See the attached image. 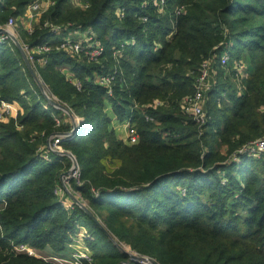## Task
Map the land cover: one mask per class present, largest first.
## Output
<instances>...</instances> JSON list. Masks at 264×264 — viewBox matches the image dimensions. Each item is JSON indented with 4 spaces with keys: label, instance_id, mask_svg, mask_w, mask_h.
I'll return each mask as SVG.
<instances>
[{
    "label": "trees",
    "instance_id": "obj_1",
    "mask_svg": "<svg viewBox=\"0 0 264 264\" xmlns=\"http://www.w3.org/2000/svg\"><path fill=\"white\" fill-rule=\"evenodd\" d=\"M89 2L82 10L56 0L41 21L94 31L105 48L101 62L52 52L44 67L36 64L52 95L83 119L60 144L80 167L73 190L118 243L158 264H264V158L228 159L264 135V0H168L163 12L154 0ZM27 4L5 0L0 25L23 16ZM21 38L30 46L61 39L46 29ZM226 50L232 63L249 61L245 89L216 84L200 127L177 101L195 93L203 61ZM115 71L109 95L96 77ZM0 95L23 109L0 123V264H54L14 248L65 253L83 228L93 237L85 240L93 255L83 264L128 261L84 210L57 195L68 159L45 158L40 148L72 124L58 118L62 111L45 99L12 41L0 44ZM156 100L170 106L134 109ZM106 103L121 123L131 122L137 144L109 130Z\"/></svg>",
    "mask_w": 264,
    "mask_h": 264
},
{
    "label": "built area",
    "instance_id": "obj_2",
    "mask_svg": "<svg viewBox=\"0 0 264 264\" xmlns=\"http://www.w3.org/2000/svg\"><path fill=\"white\" fill-rule=\"evenodd\" d=\"M168 0H154V5L158 8L160 12H163V8L165 3ZM5 0H0V5L4 4ZM72 4L74 7L82 10H86L90 7L89 0H72ZM56 5V0H28V4L26 6L24 17L27 18V21L30 22H38L41 20V17L52 7ZM181 11V10H180ZM117 16L122 19L124 17V11L121 9L117 12ZM22 17V16H21ZM144 21H147V18H143ZM17 20L18 17L11 16L7 22L3 25H0V44H4L8 41H12V38H16L21 43L24 51L27 54V57L33 67L35 68L38 76L39 73L36 69V64L40 65L41 67H44L46 64L47 57L52 52H59L64 53L71 58L82 60L83 58L86 59L89 62L93 63H100L101 58L104 56L105 48L101 41L99 40L97 34L95 32H92V30L88 31H82L81 29L77 28L73 24L69 23L67 25H55L51 23L50 21H45L44 24H42V28L49 31L50 35L52 36H61L62 39L59 41L58 44L53 45L50 41L41 42L39 45L36 46H30L29 43L23 41L20 36L16 32L17 27ZM30 27H27L25 29L26 32H28L29 35L33 34V30H30ZM74 31V33L78 36H70L71 32ZM91 32V33H86ZM86 34L89 35V38L87 41H81L79 39L78 34ZM13 42V41H12ZM121 52L116 51L115 57H120ZM218 63V64H217ZM231 58L228 52H224L221 55L214 54L212 57L206 59L201 64L200 73L196 82V90L193 95L184 97L181 102L179 103V108L182 110V113L189 115L200 127L204 126L207 122V112L205 108V96L207 95L206 91L210 90V87H208V82L213 79L214 77V69L216 65L226 68L229 64H231ZM241 70H246L245 66L241 61H235L234 62V72L238 74L242 79L248 78V74H243ZM70 75V74H69ZM67 76V79L73 83L78 89H80L81 85L77 81L73 75ZM117 76V71L114 73H103L100 75H97L96 80L97 83L105 88L109 95H112L113 91V85L115 77ZM40 78V76H39ZM42 78H40L41 80ZM43 81V80H41ZM44 83V82H43ZM245 89V87H244ZM55 97L54 95H52ZM56 98V97H55ZM164 102L160 100H156L153 102V105L146 106V105H135L134 109L137 111H145L141 109V107H161L164 106ZM147 108V109H148ZM261 111L264 113V107H262ZM19 115V110L14 107L13 103L6 102L2 100L0 95V123H7L11 119H17ZM146 119L149 121H153V118L146 116ZM57 124H61L60 119H56ZM127 126L130 128L129 135L127 137V144L128 145H135L138 143V135L137 133L131 129V122L126 121ZM19 130L23 129V126H18ZM72 137V136H71ZM70 138L69 136H64L62 134H53L50 136V138L47 141V144L40 148V153H42V156L45 158H49V154H58L59 152H64L63 148L61 147V142ZM248 155L255 159H260L262 156H264V135L258 139H255L251 142H248L245 146L240 148V150L236 153H233L231 155L230 161H234L239 159L241 156ZM236 162V161H235ZM80 176V167L73 171L72 176L70 178H65L63 181L60 180V183L62 186H58L56 189V193L59 197L63 198V195L66 193L67 184H69V181L72 177H75V179H79ZM14 250L16 252L20 253H26L29 256L37 257L36 252L28 247V246H18L15 247ZM132 254L139 256L140 259L138 264H151L150 260H153L157 263L156 260L152 259L149 256H143L136 252H133ZM61 257L53 256L50 258H46V261L52 262L54 264H58L57 262L63 261L65 259H59ZM89 260L90 258L87 255H76L73 256L72 261L65 260V263L68 264H83L82 261ZM131 262V259L129 260ZM158 264V263H157Z\"/></svg>",
    "mask_w": 264,
    "mask_h": 264
},
{
    "label": "rangeland",
    "instance_id": "obj_3",
    "mask_svg": "<svg viewBox=\"0 0 264 264\" xmlns=\"http://www.w3.org/2000/svg\"><path fill=\"white\" fill-rule=\"evenodd\" d=\"M71 6L73 7V8H76V7H74L73 6V4H72V0H71ZM36 21H34V22H30V23H28V21H27V18L26 17H24V16H22V17H18V20H17V29H16V32H17V34L20 36V38H21V36H22V34L24 33V31H25V29H24V24L25 25H28V24H30L32 27H31V29L30 30H33V34L35 33V31H37V30H42L43 28H42V21L40 20V21H38V23H36V24H34ZM44 24V23H43ZM57 25H59V24H57ZM44 30V29H43ZM26 32V31H25ZM92 32H94V31H92ZM86 33H91V32H86ZM72 35H74V36H76V37H78L75 33H74V31H72L71 32V34H70V36H72ZM79 35V39L81 40V41H87L88 40V38H89V35H86V34H84V35H82L81 33L80 34H78ZM22 39V38H21ZM27 41L29 40V39H26ZM26 42V41H25ZM226 52H227V50H226ZM238 61H241L242 63H243V65L245 66V69L246 70H241V72L243 73V74H248V77H249V70L250 69H248V68H250V66H249V61L247 60V59H242V60H238ZM237 61V62H238ZM235 62V61H234ZM234 62L233 63H231V64H229L226 68H222V67H220L219 66V68H216L215 67V69H214V77H213V79H211L209 82H208V87H210V90H212V88L216 85V84H218V86H226V87H228V86H231V88L233 89V90H235V92L236 93H242L243 91H244V87L246 86V83H245V81L247 80V78L246 79H242L238 74H236L235 72H234ZM62 70H63V72H64V74L65 75H69V76H71V75H73L71 72H70V69H68V68H62ZM39 73V72H38ZM109 73H111L112 74V72H109ZM39 76H40V78H41V75L39 74ZM73 77H74V75H73ZM42 80V79H41ZM43 83V82H42ZM98 84V83H97ZM43 85H44V87L46 88V90H47V93L51 96V98H53L54 100H58L57 98H55V97H53L52 96V93H51V91L45 86V84L43 83ZM99 85V84H98ZM100 86V85H99ZM210 90H208V91H206V93H207V95L205 96V108H206V110H207V104H208V93L210 92ZM222 98L224 99V100H226L227 101V97H226V94L224 93V95L222 94ZM59 101V100H58ZM60 102V101H59ZM165 104H164V106L162 107V108H164V107H169L170 105H169V103L167 102V101H163ZM181 102V100H178L177 101V104H178V106H179V103ZM61 103V102H60ZM66 106V105H65ZM108 108H109V106H107ZM46 109H48L47 107H45ZM112 108V107H111ZM147 108L148 107H141V109H143V110H147ZM106 111L109 113V110L106 108ZM182 111V110H181ZM146 113V112H145ZM183 114V117L184 118H188L189 117V115H187V114H184V113H182ZM112 115H113V113H112ZM113 116H115V114L113 115ZM64 118V120L66 121V122H69V121H71L70 120V118L67 116V114H65V113H61V115L60 116H58V118ZM109 117V116H108ZM116 117V116H115ZM77 118H79V119H81L80 117H78L77 116ZM117 118V117H116ZM69 120V121H68ZM117 120H118V118H117ZM119 121V120H118ZM148 121V120H147ZM150 122H153V121H151V120H149ZM112 122L113 121H111V124H112ZM124 124H125V126L127 125V123H125V122H123ZM122 123V124H123ZM71 124H72V122H71ZM133 124H135V123H133ZM156 124H158V123H156ZM128 128H129V126H127ZM72 129H73V124H72ZM71 129V130H72ZM128 135H129V133H127ZM116 135H118L119 137H120V135L118 134V133H116ZM70 138H71V136H70ZM120 140V139H119ZM123 141V140H122ZM124 142V141H123ZM127 142V139L125 140V143ZM130 146H132L131 144H130ZM63 151L64 152H70V151H66V150H64L63 149ZM71 153V152H70ZM245 156H248V155H245ZM66 157V156H65ZM242 158L243 157H240L239 159H237L236 160V158H235V160L233 161V162H235L236 161V163H241V161H242ZM261 158H264V156H262ZM260 158V159H261ZM67 159H68V163L67 164H69V169L67 170V171H70L71 169H72V167H73V163H72V160H71V158H69V157H67ZM229 161H230V159H231V156H229ZM67 171H65V172H67ZM64 172V173H65ZM73 179H75V177H72L71 179H70V181H69V184H67V189H68V191H69V193H71L72 195H74L75 197H77L79 200H81L83 203H85L87 206H88V204H87V202L86 201H84L83 199H82V197H81V195H80V193H78V192H76V191H74L73 190V188H72V186H71V181L73 180ZM77 181H78V179H76ZM62 184H64V183H61V185L60 186H62ZM61 197H62V195H61ZM63 201H71V204L72 203H74L73 202V200H71V198H70V196H69V194L67 193V194H65V195H63ZM66 199V200H65ZM66 202H65V204H66ZM66 205H69V203H67ZM83 237H84V239L86 240L87 238L88 239H92L93 237H90L89 235H88V231L86 230V229H81L80 231H79V233H78V237L77 238H75L74 239V241H73V243H77L76 244V246H74L71 250H69L70 252H66L64 255H62L61 256V258H59V259H65V260H68V261H72L73 260V256H76V255H80V254H82V255H87V254H89L90 255V252H92L89 248H88V246H87V244H86V242H85V247L84 248H81V245H82V240H83ZM79 242V243H78ZM73 243H72V245H73ZM122 246H123V248L125 249V251L126 252H128V253H133L134 251H132L131 250V248L129 247V246H127V245H125V244H121ZM69 249V248H68ZM88 251H87V250ZM50 253H51V251H46V252H44V253H37L39 256H41L42 258H48V256L50 255ZM53 257V256H52ZM65 260H63V261H59V262H57L58 264H68V263H65L64 261Z\"/></svg>",
    "mask_w": 264,
    "mask_h": 264
},
{
    "label": "water",
    "instance_id": "obj_4",
    "mask_svg": "<svg viewBox=\"0 0 264 264\" xmlns=\"http://www.w3.org/2000/svg\"><path fill=\"white\" fill-rule=\"evenodd\" d=\"M2 32H0L1 34ZM13 43L18 47V49L21 52V55L23 57V60L25 62V65L28 69V71L30 72L31 76L33 77L35 83L38 85V87L40 88L43 96L45 97V99L48 101V103L55 109L62 111L63 113L67 114V116L70 118L72 124H73V129L68 132V133H59L62 134L64 136H73L77 133V130L80 127V124L83 122V119H79L77 118V116L64 104L60 103L58 100H54L53 98H51V96L47 93L46 88L43 85V81L40 80L35 68L33 67V65L31 64V62L29 61L26 52L24 51L21 43L19 42L18 39L16 38H12ZM57 134V133H55ZM57 155L59 156H66L71 158L72 163H73V167L70 171H67L65 173H63L60 177V180L63 181L65 178H70L72 176V173L74 170H76L77 168H79V164L78 161L76 159V157L70 153V152H59ZM66 192L69 194L71 200H73L74 204L78 205L82 210H84L99 226L100 228L106 232V234L108 235V237L110 238V240L113 242V244L118 248V250L121 253L127 254L129 256V258L131 259L130 261H124L121 262L120 264H133V262H138L140 259L139 256L134 255L132 253H128L125 251V249L123 248V246L118 243L113 237L112 235L107 231V229L105 228V226L101 223V221L96 217V215L90 210L89 206H87L85 203H83L81 200H79L77 197H75L74 195H72L71 193H69L68 189L66 188ZM151 264H157L156 262H154L153 260H150Z\"/></svg>",
    "mask_w": 264,
    "mask_h": 264
},
{
    "label": "crops",
    "instance_id": "obj_5",
    "mask_svg": "<svg viewBox=\"0 0 264 264\" xmlns=\"http://www.w3.org/2000/svg\"><path fill=\"white\" fill-rule=\"evenodd\" d=\"M1 5H3V4H1ZM40 21V20H39ZM29 23V22H28ZM36 23H38V22H35L34 24H36ZM24 29H27V27H30L31 25L30 24H28V25H25L24 24ZM32 27V26H31ZM53 37H55V36H53ZM56 37H58V38H61L62 39V37L61 36H56ZM60 39V40H61ZM14 104V107H15V110L16 109H18L19 110V114H23V109H22V107L17 103V102H14L13 103ZM107 106H109V108L107 107ZM106 108L109 110V113L106 111ZM105 112L107 113V115L109 116V118L111 119V121H113L112 122V124H110L109 125V130H113L114 131V133H115V135H116V133H118L119 135H120V137L118 136V135H116V137L118 138V139H120V140H123L124 142H125V140L127 139V137H128V134L127 133H129L130 132V128H128L127 127V125L125 126V124L123 123H121L120 121H118L117 120V118L115 117V116H113L112 115V113H113V111H112V108H111V105L109 104V103H106V105H105ZM61 118V117H60ZM65 121V120H64ZM66 122V121H65ZM71 122V121H70ZM126 123V122H125ZM61 184V183H60ZM67 193V192H66ZM78 237V236H77ZM79 243V242H78ZM77 244V243H76ZM76 244L75 243H73V245L71 244L70 246H69V249L66 251V252H70L69 250H71L74 246H76ZM85 245V239H84V237H83V240H82V245ZM83 245V246H84ZM36 252V251H35ZM65 252V253H66ZM38 252H36V254H37ZM65 253H61V254H58V253H53V252H51L50 253V255L48 256V258H50V257H52V256H58V257H61L62 255H64ZM86 255V254H85ZM93 255V252H90V255L89 254H87V256L90 258L91 256ZM37 257H39V258H42L41 256H39L38 254H37ZM44 259H46V258H44Z\"/></svg>",
    "mask_w": 264,
    "mask_h": 264
}]
</instances>
